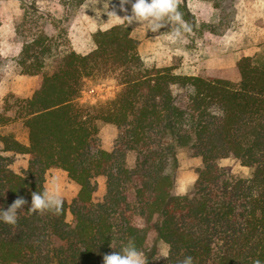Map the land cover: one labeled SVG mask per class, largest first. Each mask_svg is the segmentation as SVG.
Here are the masks:
<instances>
[{
  "label": "trees",
  "instance_id": "1",
  "mask_svg": "<svg viewBox=\"0 0 264 264\" xmlns=\"http://www.w3.org/2000/svg\"><path fill=\"white\" fill-rule=\"evenodd\" d=\"M178 11L189 19L183 1ZM93 42L84 54L60 49L42 29L23 41L20 72L37 76V87L14 104L28 143L0 131V209L18 196L28 203L15 226L0 222V264H103L130 239L147 264L186 255L194 264H264V57L239 58L234 75L186 74L147 65L125 24L97 30ZM87 79H112L119 89L85 105ZM8 120L0 113V127ZM99 120L117 127L110 151L99 147ZM182 148L201 164L187 195L174 196ZM2 152L28 154L27 167L15 172ZM229 156L251 173H228L219 161ZM51 167L65 170L79 191L58 216L30 214L31 192L45 190ZM98 176L106 181L96 201ZM151 232L170 248L168 260H154Z\"/></svg>",
  "mask_w": 264,
  "mask_h": 264
},
{
  "label": "rangeland",
  "instance_id": "2",
  "mask_svg": "<svg viewBox=\"0 0 264 264\" xmlns=\"http://www.w3.org/2000/svg\"><path fill=\"white\" fill-rule=\"evenodd\" d=\"M188 8L190 17L182 19L190 28L181 29V35L173 42L169 34L178 27L159 32L148 30L146 25L120 22L131 12V3L121 7V0H85L81 4H66L64 0H0V113L10 120L0 127L3 133L11 132L22 143H28V131L16 115L18 98L30 97L37 87V76L21 74L18 58L23 41L42 29L56 40L60 49H72L87 53L94 47L93 35L113 25L125 24L131 35L139 40V53L149 66H173L176 72L221 76L234 75L237 61L243 56L264 57V0H181ZM134 2V0H133ZM79 98L82 104H94L115 96L119 86L114 80L87 79ZM98 144L112 150L118 135L113 123L98 121ZM11 158L10 167L17 173L29 162L28 154L2 152ZM135 156H128V165H133ZM179 168L176 188L183 186L187 193L197 178L200 157L192 156L190 148L178 151ZM228 173L246 176L251 168L229 156L219 161ZM45 189L56 187L63 200L70 203L79 191V185L68 173L57 167L48 168L44 175ZM97 189L94 200L102 198L105 177L94 178ZM70 212L67 220H71ZM156 244L160 250L168 248L156 239L155 232L148 236V245ZM158 249V250H159ZM159 254V253H158ZM143 255V254H142Z\"/></svg>",
  "mask_w": 264,
  "mask_h": 264
},
{
  "label": "clouds",
  "instance_id": "3",
  "mask_svg": "<svg viewBox=\"0 0 264 264\" xmlns=\"http://www.w3.org/2000/svg\"><path fill=\"white\" fill-rule=\"evenodd\" d=\"M131 3V12L121 17L113 12L120 19L121 23L127 22V25L134 23L146 25L148 30L152 32H159L161 28L171 26L172 24L178 25L169 34V39L173 42L181 35V29L189 31V26L182 20V15L178 11V6L181 0H121V7ZM127 11L126 9H123ZM211 111V110H210ZM212 115L222 116L223 111L211 112ZM174 196L187 195L185 187L181 186L179 189L172 193ZM28 201L18 196L7 209H0V222L8 225L15 226L18 223V213L20 212ZM63 209V198L59 193L58 187L54 190L45 189L43 192H31V204L28 208L30 214H45L52 213L60 215ZM159 249V248H158ZM158 255L154 260L169 259L170 248L158 250ZM103 264H147L145 254L142 255L141 251L135 246L134 240L130 239L126 245H123L120 251L105 254L103 256ZM177 264H194V259L190 255L184 256L183 259L178 260ZM253 264H261L259 259L253 261Z\"/></svg>",
  "mask_w": 264,
  "mask_h": 264
}]
</instances>
